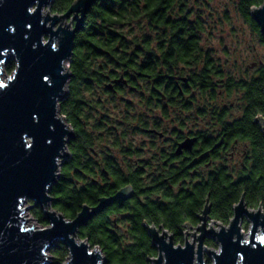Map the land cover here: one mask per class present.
<instances>
[{
  "label": "water",
  "instance_id": "obj_1",
  "mask_svg": "<svg viewBox=\"0 0 264 264\" xmlns=\"http://www.w3.org/2000/svg\"><path fill=\"white\" fill-rule=\"evenodd\" d=\"M94 1L75 0L59 13L51 9L53 0H0V264L51 263L50 250L59 242L68 248L65 264H106L102 250L78 233L108 206L126 199L130 187L100 198L95 206L84 205L73 219L54 208L50 194L70 155L68 143L74 133L59 105L69 92L76 34L84 28ZM251 15L264 35V1L252 8ZM11 59L16 68L3 80ZM261 121L264 131V117ZM192 142L184 144L190 147ZM27 201L31 203L25 207ZM33 207L42 208L47 226L26 225L30 217L25 212ZM210 210L207 198L201 223L194 231L187 230L199 234L193 240L187 236L183 244H176L163 226L148 224L158 250L149 261L207 264L208 255L213 264H264L263 207H249L242 197L228 225L209 222ZM243 216L251 224L248 239L242 232ZM206 238L219 248L207 246Z\"/></svg>",
  "mask_w": 264,
  "mask_h": 264
},
{
  "label": "trees",
  "instance_id": "obj_2",
  "mask_svg": "<svg viewBox=\"0 0 264 264\" xmlns=\"http://www.w3.org/2000/svg\"><path fill=\"white\" fill-rule=\"evenodd\" d=\"M74 1L53 0L51 9L53 12H65ZM190 1L200 0H179L177 3H184L182 10H185ZM263 1L238 0L236 7L264 46V35L251 15L252 8L261 5ZM168 9L175 11L174 18L166 17ZM189 14L186 19L188 29L183 33L176 29L175 0H95L86 15L85 29L76 36L69 67L72 72L69 92L59 107L61 114L73 128L77 120L82 122L92 118L87 107L95 101L94 83L104 79L103 73L113 76L135 72L149 76L153 72L152 58L155 56L152 46L153 25L158 19H161V22H170V25L175 27L172 39L186 43L175 46L168 52H174L179 59L189 58L187 64L191 67L201 64L203 67L199 72L203 73L205 78H208L211 72L216 73L217 77L223 80L227 95L238 93L237 111L226 109L224 115L223 109L222 114L225 117L222 116L216 131H228V137L237 138L244 152V165L239 167L237 174L228 172L226 161H214L200 182L189 179L184 188V200L179 204L174 200L172 204L175 208L188 205L190 224L195 226L201 223L198 214L202 213L209 198L210 219L228 225L234 214V206L242 197L249 207L257 208L261 205L264 209V131L261 123L264 117V62L260 60L256 70L250 74L236 76L234 72H225L201 44V32L205 28L200 13L191 10ZM140 19L147 22L148 29L144 28L142 36H135L132 34V23ZM15 68L14 59L5 65V71L9 73ZM203 90L201 94L205 96L206 88L203 87ZM215 93L216 90L211 95ZM99 102L96 101L97 105ZM68 146L71 149V143ZM207 147H213V144ZM77 163L79 161L70 159L61 166L60 177L50 189V194L54 197V208L64 213L67 218L73 219L84 205L95 204L100 198L112 196L122 186L130 184L136 190L131 201L118 200L111 205L118 215L117 222L102 216L101 219L92 220L81 227L78 237L88 240L92 247L100 248L106 264H150L149 258L156 256L158 250L142 222L139 214L141 204L137 198L141 189H149L147 187L150 183L141 184L138 176L121 177L114 174L112 177H106L104 184H95L90 178L77 175ZM174 181L175 178H172V182ZM146 202L144 205L164 207L160 201L148 199ZM32 211L43 225L49 224L41 207H33ZM124 211H128L129 215L124 216ZM177 215H174L173 221L167 216H160L157 221L148 222L157 227L162 225L170 233L176 232L174 241L178 244L183 242V236L178 234L182 233L184 219L178 218ZM205 244L216 245L210 238L205 240ZM50 254L56 264H61L67 261L69 252L68 248L59 242L50 250Z\"/></svg>",
  "mask_w": 264,
  "mask_h": 264
},
{
  "label": "flooded vegetation",
  "instance_id": "obj_3",
  "mask_svg": "<svg viewBox=\"0 0 264 264\" xmlns=\"http://www.w3.org/2000/svg\"><path fill=\"white\" fill-rule=\"evenodd\" d=\"M177 2L175 0L176 29L185 33L191 9L187 3V9L182 10L185 4ZM166 11V17L174 18L175 11ZM160 20L153 25V72L149 76L135 72L130 75L102 74L104 79L94 83L95 101L87 107L92 118L82 122L77 120L69 141L70 155L61 166L70 159L79 161L75 168L77 175L88 177L95 184H104L105 178L114 174L138 176L141 184L150 183L149 189H141L137 195L143 224L147 226L149 220L155 222L160 216L173 221L174 215L178 214V218L184 219V228L178 234L183 236V242H180L183 244L187 230L197 225L190 224L188 205L175 208L173 201L177 200L179 204L184 200V188L189 179L200 182L214 161H226L228 172L237 174L239 167L244 165V152L237 138L228 137V131H216L226 109L232 111L234 105L225 101L227 93L222 95L223 91L227 92L223 80L213 72L205 78L199 72L203 67L201 64L191 67L187 64L189 58L179 59L174 52L169 53L170 49L186 41L173 40L175 27ZM203 87L206 88L205 96L201 94ZM215 90L217 93L211 95ZM97 100L100 101L98 105ZM187 140L193 141L190 147L184 144ZM209 144L213 147H207ZM172 178H175L174 182ZM125 187H130L131 191L121 201H131L136 190L130 184L121 189ZM148 199L160 201L164 207L144 205ZM98 201L90 206H95ZM122 214L128 216L129 212ZM102 216L115 223L118 219L111 205L92 220ZM214 221L218 220L209 219V222ZM247 222L248 218L243 216L241 224L248 225ZM171 234L177 235L176 232Z\"/></svg>",
  "mask_w": 264,
  "mask_h": 264
},
{
  "label": "rangeland",
  "instance_id": "obj_4",
  "mask_svg": "<svg viewBox=\"0 0 264 264\" xmlns=\"http://www.w3.org/2000/svg\"><path fill=\"white\" fill-rule=\"evenodd\" d=\"M237 2L238 0H200L188 2L189 8L192 11L200 13L202 22L204 23L205 30L201 32L202 46L209 51L210 55L222 66L225 72H234L236 76L246 73L250 74L256 70L260 60L264 62V46L237 10ZM132 26V34L135 36H142L144 28L148 29L147 22L144 19L133 22ZM12 74L13 72L4 71L2 79L7 80ZM223 94H226L225 91L222 92ZM237 97L238 93H234L230 96L227 95V99H225L228 104L230 102L234 103L231 107L234 112L238 109L236 103ZM30 203L31 201H27L24 206L26 207ZM25 214L27 218L30 217L27 221V226L45 227L36 218L32 209L27 210ZM247 224H242V232L245 239L250 237L251 231V224L249 222ZM214 225L216 228H219L217 223ZM190 230L194 231V228L191 227ZM197 232L199 231L196 230ZM187 235L190 240H193V235L190 233ZM215 243L216 245L207 246L218 249L219 245L217 242ZM206 259H210L207 264H213V259L210 256L207 255ZM53 261L48 264H54ZM150 264L153 263L150 261Z\"/></svg>",
  "mask_w": 264,
  "mask_h": 264
}]
</instances>
